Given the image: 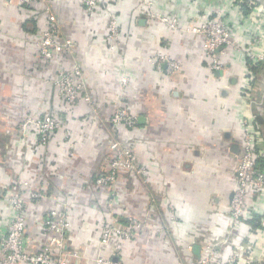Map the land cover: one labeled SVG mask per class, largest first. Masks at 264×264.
Returning a JSON list of instances; mask_svg holds the SVG:
<instances>
[{
    "label": "crops",
    "instance_id": "1",
    "mask_svg": "<svg viewBox=\"0 0 264 264\" xmlns=\"http://www.w3.org/2000/svg\"><path fill=\"white\" fill-rule=\"evenodd\" d=\"M152 1L184 26L204 14L226 12L242 51L227 49L224 72H210L201 36L149 20L143 0H108L121 32L110 49L104 14H88L70 0H51L63 36L75 42L73 57L94 102L70 108L53 84L55 61L42 58L34 45L36 31L45 26L43 8L38 13L19 0H0V229L11 217L8 196L21 195L32 252L53 236L44 228L48 211L68 208L72 227L65 251L80 253L79 259L69 257V264H95L97 257H114L121 264H192L213 242L221 244L224 259L238 251L236 264H264V193L253 196L236 230L226 213L233 158L243 139L240 121L250 114L241 90L248 72L257 80L263 74L250 71L243 49L264 50V0L248 13L236 9L233 0ZM253 31L261 37L252 44ZM158 52L180 62V72L165 76L152 66L148 57ZM71 63L67 58V66ZM122 76L130 79L125 101L114 103ZM262 91L256 87L254 93L264 104ZM121 104L137 118L135 129L110 123ZM44 114L57 117L62 127L45 146L33 132L22 139L23 118ZM256 122L264 132L263 121ZM114 140L135 141L146 174L121 171L113 210L106 213L107 190L93 181L107 171ZM30 190L45 196L32 199ZM127 217L140 228L128 239L116 236L102 244L106 223L117 220L123 226Z\"/></svg>",
    "mask_w": 264,
    "mask_h": 264
},
{
    "label": "built area",
    "instance_id": "2",
    "mask_svg": "<svg viewBox=\"0 0 264 264\" xmlns=\"http://www.w3.org/2000/svg\"><path fill=\"white\" fill-rule=\"evenodd\" d=\"M70 1L79 3L88 14H104L107 26L106 41L110 49L115 48L121 32L118 18L110 12L108 0ZM250 1H252L253 5L258 2L257 0ZM233 2L235 8L241 12L240 3L236 0H233ZM31 3H41L44 6L46 24L36 31L34 45L42 58L55 61L56 75L53 84L58 98L70 105H75L81 101L92 105L94 102L85 85L83 70L79 62L73 57L76 48L75 42L61 33L60 18L58 13L51 8V0H19V4L22 5H30ZM142 5L145 6L149 20H157L167 26L169 30H181L185 33L201 36L203 51L209 59V70L212 73H216V75L224 72L225 66L222 56L227 49L237 52L242 51V47L234 40L233 29L228 24L227 13L222 10L216 11L215 14H204L194 22L192 21L184 26L177 15L164 14L155 9L152 0H143ZM260 37L259 32H254L250 35L249 41L253 44ZM243 50L250 65L258 62L264 63V50L259 52L249 49ZM67 58H72V63L69 66L66 64ZM148 61L165 76L180 72L181 69L180 62L162 52L148 57ZM259 80L248 72V82L241 90L243 99L250 107V114L243 115L241 118L243 139L240 151L235 153L233 158L234 187L226 212L233 230H236L241 225L244 213L247 211L248 204L253 199V196L261 192L264 193V132L256 122L260 119L264 123V104L260 101L261 96L260 98L255 97L254 93L256 87L260 88V93L261 90L264 93V72ZM129 83L130 79L128 76L120 78V93L113 99L114 103L125 101L122 93ZM109 121L113 125L123 126L128 130H133L137 126V118L131 115L123 104L114 110ZM61 127V121L50 115H27L19 123L18 132L22 139H25L33 132L37 136L39 145L45 146L50 136ZM110 149L114 155L109 162L107 171L98 174L93 181L95 186L107 190L106 205L109 212L114 207V185L119 173L121 171H129L140 176H145L146 174L145 168L138 162L135 141L114 140L110 143ZM17 184L26 185L19 181ZM29 196L32 199L39 200L45 194L38 190H30ZM8 199L11 217L9 216L10 218L0 229V264H69V257L80 258L78 251H65L67 250L68 234L72 227L70 213L66 206L62 205L59 209L48 211L44 220V228L46 231L53 233V236L49 241L43 242L39 250L32 252L29 250V242L25 235V202L21 195H9ZM170 219L175 220V217L172 216ZM140 225L132 217H127L123 226L117 220L111 221L104 226L100 241L102 244H107L116 236L128 239L132 231L139 229ZM220 245L218 242L207 245L205 256L192 264H236L240 258L239 252L235 251L231 256L224 259L220 255ZM94 263L121 264L114 257H97Z\"/></svg>",
    "mask_w": 264,
    "mask_h": 264
},
{
    "label": "trees",
    "instance_id": "3",
    "mask_svg": "<svg viewBox=\"0 0 264 264\" xmlns=\"http://www.w3.org/2000/svg\"><path fill=\"white\" fill-rule=\"evenodd\" d=\"M237 2H239L240 3V5H241V11L243 12V13H248V12H250L251 10H252V1H250V0H236ZM73 2V1H72ZM75 3H77V2H75ZM77 4H79V3H77ZM21 6H23V7H33V8H35L37 11H38V13L40 12V11H43L44 10V6H43V4H41V3H31L30 5H22V4H20ZM80 5V4H79ZM42 8H43V10H42ZM59 18H60V23H61V16H59ZM45 21H46V17H45V19H44V23H45ZM46 24V23H45ZM62 33V32H61ZM261 70H263V72H264V63H261V62H258V63H255V64H251L250 65V71H252V72H258V71H261ZM258 88V87H257ZM63 102V101H62ZM64 103V105H66V106H68V107H70V108H72L73 106L72 105H70V104H67L66 102H63ZM50 116H52V117H54V118H56V119H58L57 117H55V116H53V115H51V114H49ZM112 115V114H111ZM39 116H42V115H39ZM110 118V117H109ZM59 120V119H58ZM264 124V123H263ZM97 176V175H96Z\"/></svg>",
    "mask_w": 264,
    "mask_h": 264
},
{
    "label": "rangeland",
    "instance_id": "4",
    "mask_svg": "<svg viewBox=\"0 0 264 264\" xmlns=\"http://www.w3.org/2000/svg\"><path fill=\"white\" fill-rule=\"evenodd\" d=\"M262 2L264 3V1H262ZM263 5H264V4H263ZM44 12H45V10H44ZM58 16H59V15H58ZM252 33H254V31H253V32H251V34H252ZM255 33H256V31H255ZM44 115H45V114H44ZM47 115H49V114H47ZM107 197H108V194H107ZM105 208H106V210H108V209H107V205H106V204H105ZM112 210H113V208H112ZM108 212H109V211H107L106 213H108ZM106 224H107V223H106Z\"/></svg>",
    "mask_w": 264,
    "mask_h": 264
},
{
    "label": "water",
    "instance_id": "5",
    "mask_svg": "<svg viewBox=\"0 0 264 264\" xmlns=\"http://www.w3.org/2000/svg\"><path fill=\"white\" fill-rule=\"evenodd\" d=\"M140 122V121H139Z\"/></svg>",
    "mask_w": 264,
    "mask_h": 264
}]
</instances>
